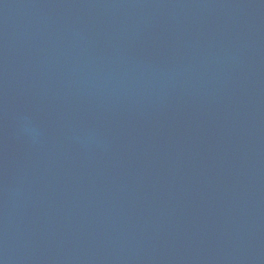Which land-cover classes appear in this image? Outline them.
Listing matches in <instances>:
<instances>
[{
	"label": "water",
	"instance_id": "95a60500",
	"mask_svg": "<svg viewBox=\"0 0 264 264\" xmlns=\"http://www.w3.org/2000/svg\"><path fill=\"white\" fill-rule=\"evenodd\" d=\"M0 264H264V0H0Z\"/></svg>",
	"mask_w": 264,
	"mask_h": 264
}]
</instances>
